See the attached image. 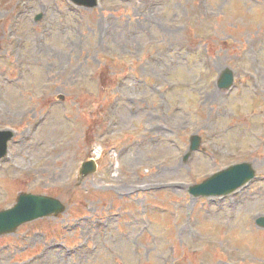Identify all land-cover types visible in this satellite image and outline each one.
Here are the masks:
<instances>
[{"label": "rangeland", "instance_id": "rangeland-1", "mask_svg": "<svg viewBox=\"0 0 264 264\" xmlns=\"http://www.w3.org/2000/svg\"><path fill=\"white\" fill-rule=\"evenodd\" d=\"M7 128L0 210L66 209L1 235L0 264H264V0H0ZM242 161V188L189 193Z\"/></svg>", "mask_w": 264, "mask_h": 264}, {"label": "water", "instance_id": "water-1", "mask_svg": "<svg viewBox=\"0 0 264 264\" xmlns=\"http://www.w3.org/2000/svg\"><path fill=\"white\" fill-rule=\"evenodd\" d=\"M77 5L93 7L96 0H72ZM41 14L36 16L40 19ZM233 82V72L225 68L221 73L218 86L228 88ZM12 137V132L8 130L0 131V158L5 155L7 140ZM191 145L189 152L184 156L186 159L190 152L197 149L200 137L193 135L190 138ZM96 169L94 160L90 159L82 164L81 175L85 176ZM254 176V170L250 163L243 162L231 165L221 171L212 174L199 184L192 185L189 192L194 196H210L227 194L240 187ZM65 209L62 202L56 198L45 195H34L30 193H20L17 202L9 209L0 211V235L14 231L20 224L35 218L58 214ZM259 226L264 227V216L256 219Z\"/></svg>", "mask_w": 264, "mask_h": 264}, {"label": "bare ground", "instance_id": "bare-ground-1", "mask_svg": "<svg viewBox=\"0 0 264 264\" xmlns=\"http://www.w3.org/2000/svg\"><path fill=\"white\" fill-rule=\"evenodd\" d=\"M253 83H254V84H256V83H257V81L253 80ZM213 96H215V95H213ZM153 131H156V132H158L159 130L156 128V129H153ZM25 136L27 137V136H29V134H26Z\"/></svg>", "mask_w": 264, "mask_h": 264}]
</instances>
